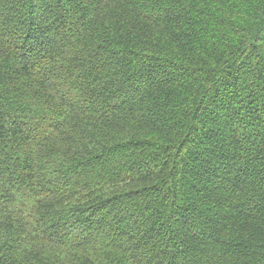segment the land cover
<instances>
[{
  "label": "trees",
  "instance_id": "obj_1",
  "mask_svg": "<svg viewBox=\"0 0 264 264\" xmlns=\"http://www.w3.org/2000/svg\"><path fill=\"white\" fill-rule=\"evenodd\" d=\"M0 264H264V0H0Z\"/></svg>",
  "mask_w": 264,
  "mask_h": 264
}]
</instances>
